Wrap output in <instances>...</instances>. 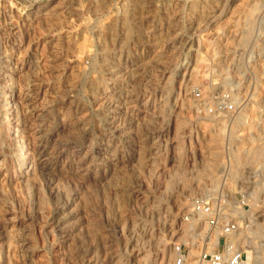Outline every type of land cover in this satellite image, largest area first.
I'll list each match as a JSON object with an SVG mask.
<instances>
[{
	"label": "rangeland",
	"instance_id": "1",
	"mask_svg": "<svg viewBox=\"0 0 264 264\" xmlns=\"http://www.w3.org/2000/svg\"><path fill=\"white\" fill-rule=\"evenodd\" d=\"M256 180L264 0H0V264H166L194 199L263 220Z\"/></svg>",
	"mask_w": 264,
	"mask_h": 264
},
{
	"label": "built area",
	"instance_id": "2",
	"mask_svg": "<svg viewBox=\"0 0 264 264\" xmlns=\"http://www.w3.org/2000/svg\"><path fill=\"white\" fill-rule=\"evenodd\" d=\"M225 208V203L219 199H194L190 202L189 217L202 219L206 226L204 241L194 257L187 255L182 244L174 243V264H250L243 252L230 242L238 231V224L236 220L227 218Z\"/></svg>",
	"mask_w": 264,
	"mask_h": 264
},
{
	"label": "bare ground",
	"instance_id": "3",
	"mask_svg": "<svg viewBox=\"0 0 264 264\" xmlns=\"http://www.w3.org/2000/svg\"><path fill=\"white\" fill-rule=\"evenodd\" d=\"M223 8V7H222ZM105 51V50H104ZM192 69V68H191ZM191 71H193V70H191ZM139 72V71H138ZM137 74V73H136ZM189 75H192V74H189ZM129 76V75H128ZM134 76H135V74H134ZM209 87V86H208ZM129 88V87H128ZM205 88H206V86H205ZM131 90V89H130ZM128 92V91H127ZM188 93V92H187ZM125 94V93H124ZM129 94V93H128ZM204 94H206V93H204ZM192 95V94H191ZM9 96V95H8ZM123 96V95H122ZM129 96V95H128ZM123 97H125V96H123ZM191 97H193V96H191ZM187 98V97H186ZM126 99V98H125ZM195 99V98H194ZM193 99V100H194ZM127 100H130V99H127ZM188 101V100H187ZM190 101H192V100H190ZM115 104V103H114ZM115 108H116V110H118L119 109V104L118 105H116L115 106ZM5 119V122H6V124L9 122V118H8V116L7 115H5V116H3V120ZM7 126V125H6ZM141 135V134H140ZM244 138V135L243 134H240L239 136H238V142H236L235 143V153H236V158L235 159H237L238 158V152L240 151V146H239V144L244 140L243 139ZM140 141V140H139ZM143 141V140H142ZM139 144V143H138ZM136 146V145H135ZM139 147V146H138ZM151 147V146H150ZM141 148H144L143 146H141ZM141 148H139V149H141ZM138 150V149H137ZM144 150H145V148H144ZM137 153H138V158L139 159H141L142 158V155L144 154V151H143V149H141V150H138L137 151ZM89 155V154H88ZM88 155H86L84 158L85 159H87L88 158ZM146 156V155H145ZM83 158V159H84ZM144 159V158H143ZM79 162L78 163H80L81 161L80 160H78ZM237 161V160H236ZM141 162V161H140ZM42 164H41V169H42V171H44V170H46V171H48V170H52L53 169V167H54V162H53V158L52 157H50V158H43L42 159V162H41ZM222 163H224V162H222ZM230 164H231V162H230ZM229 164V165H230ZM223 165V164H222ZM232 166V165H231ZM231 166H230V170H232L233 169V166H232V169H231ZM234 171V170H233ZM232 171V172H233ZM230 172V171H229ZM210 174H211V176H212V174L214 173V171H210L209 172ZM213 176H215L214 174H213ZM217 176V175H216ZM218 177V176H217ZM199 183V182H198ZM197 183V184H198ZM198 186V185H197ZM199 187H200V185H199ZM253 191L251 192V193H249V196H250V194L252 195V196H250V197H253V198H251L252 200L250 201V202H252V205H254V202L256 201V199L259 197H262V194H263V192H264V183H261L260 182V180H256V181H254L253 182ZM197 189V188H196ZM196 193V192H195ZM262 200L264 201V196L262 197ZM250 205H251V203H250ZM235 209H237V210H233V214L234 215H236V216H242V214H243V211L241 210V208L240 209H238V208H235ZM248 220H249V226H248V228L244 231L241 227H240V223H238L237 222V224H238V231L230 238V242L231 243H233L235 246H236V248L240 251V252H243V254H244V256L247 258V260H248V262L250 263V264H264V211L260 214V216H262V218H263V220H261L260 222L257 220V219H254V213H253V210H251L250 209V211L248 212ZM192 224H194V221L192 222ZM184 225V227L182 226L181 228H183V230H182V236L180 237V240L181 241H183V242H185V243H187V242H189V244H190V246H191V250H190V257H194V256H196L197 254H198V252H199V248H200V246H201V244L203 243L202 241H203V233H204V231H205V229H206V227H205V224H204V227H205V229H204V231L203 232H199V234H196V236L198 235V237H199V242H196V244H195V236H194V232H193V230H191V228L190 227H192V225L191 224H189V226H188V224H183ZM69 224L68 223H61V224H59V230L61 231V233H67L69 230ZM179 239V238H178ZM256 239H260V240H258V241H256ZM197 240V241H198ZM165 240H162V239H160V238H157V241L155 240L154 242H155V246H156V249H158V251H159V249L160 248H163L165 245H164V242ZM145 243V242H144ZM143 243V244H144ZM147 245H148V242H147ZM167 247V246H166ZM157 251V250H156ZM161 251V250H160ZM163 252L164 251H166V250H164V248H163V250H162ZM168 252H170V250L168 251ZM159 253V252H158ZM166 253V252H165ZM174 253V252H173ZM164 253H162V255H163ZM192 254V255H191ZM194 254V255H193ZM161 255V256H162ZM169 256V258L166 260V264H172V259H173V257H174V254H172V253H169L168 254ZM166 257V256H165ZM164 257V258H165ZM163 256H162V262H164L163 261ZM166 259V258H165ZM161 262V263H162ZM165 263V262H164ZM163 264V263H162Z\"/></svg>",
	"mask_w": 264,
	"mask_h": 264
}]
</instances>
